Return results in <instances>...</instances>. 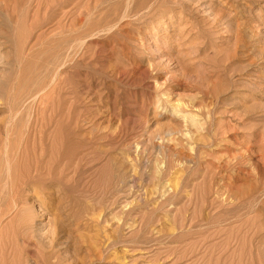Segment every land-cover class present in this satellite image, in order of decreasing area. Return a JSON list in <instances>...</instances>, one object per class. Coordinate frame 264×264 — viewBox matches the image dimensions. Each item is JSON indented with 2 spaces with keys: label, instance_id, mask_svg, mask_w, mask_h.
Returning a JSON list of instances; mask_svg holds the SVG:
<instances>
[{
  "label": "rangeland",
  "instance_id": "obj_1",
  "mask_svg": "<svg viewBox=\"0 0 264 264\" xmlns=\"http://www.w3.org/2000/svg\"><path fill=\"white\" fill-rule=\"evenodd\" d=\"M0 264H264V0H0Z\"/></svg>",
  "mask_w": 264,
  "mask_h": 264
},
{
  "label": "bare ground",
  "instance_id": "obj_2",
  "mask_svg": "<svg viewBox=\"0 0 264 264\" xmlns=\"http://www.w3.org/2000/svg\"><path fill=\"white\" fill-rule=\"evenodd\" d=\"M56 2V1H55ZM53 4V3H52ZM57 10H59V9H57ZM65 20V19H64ZM188 113V112H187ZM185 115V114H184ZM29 185V184H28Z\"/></svg>",
  "mask_w": 264,
  "mask_h": 264
}]
</instances>
